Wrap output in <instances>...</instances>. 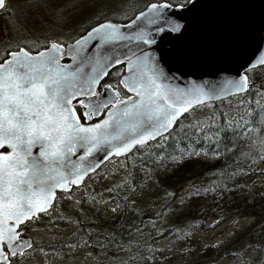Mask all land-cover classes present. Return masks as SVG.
I'll return each instance as SVG.
<instances>
[{"label":"snow or ice","instance_id":"obj_1","mask_svg":"<svg viewBox=\"0 0 264 264\" xmlns=\"http://www.w3.org/2000/svg\"><path fill=\"white\" fill-rule=\"evenodd\" d=\"M80 7L94 11L87 26L69 36L71 42L62 37L5 41L0 53V264H23V258L37 250L49 254L45 247L34 246L28 232L37 222L53 225L56 220L72 219L63 212L52 215L60 198L71 201L69 210L75 208L77 212L81 208L76 206L85 203H115L120 199L117 195L105 202L87 193L80 199L74 195L81 187H90L87 179L109 175L107 168L100 166L110 158H123L120 167L125 178L120 184L129 189L123 203L109 209L114 217L134 203L131 197L136 195L137 185L133 181L129 187V167L142 168L143 160L152 155L151 151L142 152L141 160L133 162L137 150L159 149L160 163L164 159L180 162L202 153L179 147L174 134L197 141L203 136L215 144L203 155L210 152L219 157L222 145L217 113L208 123L197 120L187 128L180 120L190 110L223 104L237 94L254 92L256 103L264 96V75L259 80L253 78L264 73L259 36L264 26L257 32L240 28L226 37L221 54L238 64L234 71L220 69L215 79L181 84L184 74L165 69L158 45L165 36H183L202 24L200 10L206 5L201 0H145L123 5L111 15L107 5L95 0H87ZM0 11H8L7 0H0ZM249 49L251 54H246ZM198 54L195 48L168 53L177 59ZM251 103L249 98L246 113H251ZM220 119L236 140L246 139L255 131L244 115L230 120L221 113ZM169 140L177 143L171 154L163 147ZM259 143L264 152V138ZM235 147V143L231 148L223 145V152ZM241 155L247 157L249 153ZM257 158L264 160V155ZM119 227L122 225L115 226L112 233L101 230L104 242L96 241L100 251H107L110 245L117 252L131 251V240L126 246L121 242L123 236L114 235ZM134 232L140 229L129 226L128 235ZM77 246L64 243L61 250ZM80 246L91 245L85 240ZM47 247L52 250L51 245Z\"/></svg>","mask_w":264,"mask_h":264},{"label":"trees","instance_id":"obj_2","mask_svg":"<svg viewBox=\"0 0 264 264\" xmlns=\"http://www.w3.org/2000/svg\"><path fill=\"white\" fill-rule=\"evenodd\" d=\"M5 12L1 11L0 14H5ZM87 24L82 26H87ZM62 26L63 24L59 28L57 26L47 28L41 34L42 41L45 37L52 39L62 37L69 42L70 39L61 29ZM249 98L252 101L250 104L252 111L246 113L245 106L249 103ZM241 100H244L245 104H241ZM256 100L254 92L239 94L225 100L223 104L217 102L205 115L192 117L189 114L180 120V124L187 128L197 120L208 123L209 117L217 113V123L221 131V156L213 157L210 152L208 156L203 155L204 151L215 148V144L206 142L203 136L197 141L195 137L174 134L179 147L194 148L202 154L198 157H184L180 162L164 159L163 163H160L159 161L163 158L159 155V149L140 148L136 151L133 162L141 160L142 152L151 151L150 159L143 160L142 168L140 166L134 169L129 167L131 172L129 187L133 181L137 185L136 195L131 197L136 203V215L146 214V211L152 209L158 210L169 200L173 201L178 197L183 211L180 219L182 218L184 225L186 223L183 228L197 229L204 225L205 221L213 218L220 219L224 216L249 218L245 227L234 228L223 243L206 244L195 251L192 263L212 264L215 261L229 260L235 264H264V188L260 187L258 179L264 171V160L257 158L259 155H264V152L260 151L259 143L260 139L264 138V131L261 130L264 128V113H261V109L264 108V96L259 97V103H256ZM221 113H226L230 120H234L236 115H244V119L249 121V126L255 131L246 139L236 140L234 133L229 131L228 126L224 125L220 119ZM177 128L179 130V125ZM253 140L257 141L255 145L252 143ZM233 143L236 147L231 152L224 153L223 145L231 148ZM163 147L165 152L171 154L173 149L177 148V143L169 140ZM241 153H249V156H242ZM114 159L110 158V160ZM241 169H243V174H239ZM123 178H125V173L119 181L111 185L114 195H118L122 203L123 198L129 192L128 188L120 184ZM236 186H240L238 190H234ZM197 190L199 194H196ZM166 193L172 195L168 197ZM125 212L126 210L119 216L122 214L123 217ZM122 217L118 218L116 224ZM107 231L112 233L113 230ZM162 235L179 240L175 228H164L162 234L158 236ZM93 236H98L99 240V237L102 238L103 235L99 232ZM154 241V239L149 241L147 248L141 250L139 256L149 264H164L165 259L155 247ZM248 251H257V253L250 256Z\"/></svg>","mask_w":264,"mask_h":264},{"label":"rangeland","instance_id":"obj_3","mask_svg":"<svg viewBox=\"0 0 264 264\" xmlns=\"http://www.w3.org/2000/svg\"><path fill=\"white\" fill-rule=\"evenodd\" d=\"M85 2L87 0H7L8 11L5 14H0V53L3 52L5 41L16 43L37 38L42 41L41 34L53 26L59 28L63 24L61 29L65 35L67 37L75 36L78 28L90 22L89 17L94 11L93 8L80 7V4ZM95 2L107 5L109 14H111L119 11L123 5L133 2L142 4L145 0H95ZM262 75L264 73H257L253 78L259 80ZM209 110L210 108L207 106L198 107L195 111L191 110L190 114L192 117L202 116ZM122 161L121 157L106 162L101 169L107 168L109 175L87 179V184L90 187H81L75 191V197L80 199L87 193L96 201L103 200L105 202L110 197H115L113 191H106V189L111 188V185L123 176L124 169L120 167ZM258 177L260 187L264 188V171ZM131 199L133 200V198ZM171 200L164 205L166 210L159 207L158 210L152 209L142 215L133 213V209H137L134 202L126 209L123 217L122 214L119 216L120 211L113 217L109 209L114 207L115 203H122L120 199L115 203H85L76 206L81 208L77 212L75 208L69 210L71 201L60 198L58 207L51 210L52 215L57 216L63 212L65 216L72 219L56 220L53 225L37 222L28 235L35 240V246L45 247V251L49 254L45 256L37 250L23 258V264H149L139 255L140 251L145 250L149 241L153 239L155 247L165 259L164 264H195L192 263L195 251L206 244L223 243L234 228L245 227L249 221L248 217L224 216L220 219L213 218L205 221L204 225L197 229L183 228L186 223L184 225L182 218L180 219L183 213L180 207V198ZM157 213L160 215L157 216ZM119 217L122 219L116 224ZM43 219L46 221L47 217ZM72 220H77L79 223H73ZM128 220H130L129 223ZM117 225H122V227H119L114 235L117 238L123 236L121 242L126 246L131 240L133 242L131 251L117 252L112 245L107 251H100L99 245L96 243L98 236H93V234L102 233L101 230L104 229L112 231ZM175 225L176 227H174ZM129 226L139 228L140 232H134L129 236ZM168 227L175 228L179 236L178 241L173 237L158 236L162 234L164 228ZM78 229L80 230L79 234L73 236V233ZM85 240L89 241L91 246H80L81 242ZM99 241L104 242L103 236L99 237ZM69 242H74L78 246L74 249L63 248L61 250V246ZM48 245L52 246V250H49ZM69 253L71 254L69 255ZM247 253L252 256L257 251H248ZM212 264L235 263L225 260L215 261Z\"/></svg>","mask_w":264,"mask_h":264},{"label":"water","instance_id":"obj_4","mask_svg":"<svg viewBox=\"0 0 264 264\" xmlns=\"http://www.w3.org/2000/svg\"><path fill=\"white\" fill-rule=\"evenodd\" d=\"M201 3L206 7L200 10V26L190 28L183 36H165L158 45V51L164 54L161 62L165 69L184 74L181 84L186 80L215 79L220 69L234 71L238 64L225 60L221 54L226 37L240 28L257 32L264 26V0H201ZM259 36L260 48L264 50V31L259 32ZM190 48H195L199 54L188 59L168 55L171 51ZM246 54H251V49Z\"/></svg>","mask_w":264,"mask_h":264},{"label":"flooded vegetation","instance_id":"obj_5","mask_svg":"<svg viewBox=\"0 0 264 264\" xmlns=\"http://www.w3.org/2000/svg\"><path fill=\"white\" fill-rule=\"evenodd\" d=\"M32 239H33V237H32ZM33 241H34V246H35V240L33 239Z\"/></svg>","mask_w":264,"mask_h":264}]
</instances>
